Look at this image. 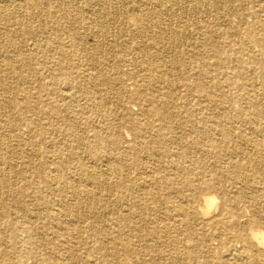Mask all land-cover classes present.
Listing matches in <instances>:
<instances>
[{"label":"rangeland","instance_id":"obj_1","mask_svg":"<svg viewBox=\"0 0 264 264\" xmlns=\"http://www.w3.org/2000/svg\"><path fill=\"white\" fill-rule=\"evenodd\" d=\"M27 1H37L38 17L34 24L42 27L44 33L22 36L23 18L28 15L27 9H23L17 19L11 18L6 23L0 21V50L4 49L3 37L11 36L12 41L20 45L21 53H25V57L19 60L12 49L0 51V264H39L40 254L46 249L49 235L38 226L50 213L57 211L61 200L64 203L67 201L65 204L69 209L77 210L75 213L78 218L75 220L66 214V221L70 226L92 223L95 217L104 214L103 209L112 211L122 207L112 203L108 198L110 192L104 186L88 185L92 189L90 200L71 194L64 186L71 181L84 187L86 183L81 172L86 166L94 173H105V165L112 162L113 146L101 144L93 137L94 134L99 132L109 142L125 129V140L130 142L133 136L124 121L138 116V103L130 94L135 86L129 78L123 83L129 92L120 94L121 105H115L110 100L98 103L93 95L84 92L94 85L86 79L75 80L78 84L72 90V98H63L60 90L42 86L53 74L70 71L67 65L60 70L46 71L43 67L48 66V69L52 64L45 63L44 60L63 58L70 63L71 71L79 68L97 71L87 61L90 53L71 47L70 37L66 34L61 36L66 53L62 57L60 50L50 44L49 35L53 34L51 30H46L48 25L44 21L46 14L50 16L56 10L53 2L59 5L63 3L72 6L74 12L83 16V22L95 23L91 26L92 31H97L99 25L104 23L114 33L116 26H124L122 20L116 21L115 13L121 14L124 7L138 11L135 8L143 7L149 0H97L91 7L86 6L88 0ZM210 1L212 0H207V3L206 0H180L174 5L171 1H164L171 8L161 18L164 28H172L170 31L167 29V32L172 35L174 30L182 29L183 26L185 28V34L177 36L179 40L176 37L171 48L163 51L164 57L174 60L180 50L189 54L181 53V57L176 59L186 70L177 72V69L172 76L173 84L168 86L161 83L159 89L171 91L180 100L195 106L196 110L194 109L191 117L196 119L195 128L184 118L177 120L173 126L175 140L163 146L164 151L168 150L165 156L156 157V173H165L171 178L170 183L165 184V189L160 192L163 197L158 205L165 208L184 203V197H180L182 194L185 197L194 194L192 200L196 204L202 203L203 196L214 197V204L205 220L225 214L222 211L223 204L231 206V213L239 216L242 223L222 228V236L219 231L206 224L203 234H195L198 238L193 249L197 252L196 261L199 264H245L223 255L226 244L223 241L233 240L239 247L241 243L238 237L245 230L252 228L264 231V224L251 220L260 206L254 208L248 202L250 192L258 193L249 189V186L264 184V147L255 155L261 168L258 164L254 165L255 162L248 161L244 169H236L232 164L250 158L253 150L240 137L230 139L229 136L231 132L254 136L258 123H264V114L256 113V107L264 111V0H222L223 3L218 0L215 7L209 5ZM12 2L14 5L22 3L21 0ZM104 5L112 11L107 19L100 17V9ZM9 8L5 0H0L1 11L6 12ZM111 37L112 35L102 46L99 45V51L95 55L99 59L111 58V49L122 48L123 52L126 50L123 38ZM86 40V45L91 49L97 45L95 36H88ZM191 51L198 52L199 55L194 56ZM29 56L32 57L31 60L27 58ZM4 59H9L14 66H18L17 74L2 70ZM195 61L199 67L192 69L190 65ZM144 66L140 61L139 67ZM161 66L164 71L169 65L164 62ZM127 67L122 66V70ZM4 81L15 84L5 93L1 92V83ZM108 88V93L114 92L113 88ZM13 99L20 106L25 104L27 107H22L23 117L20 120L8 125L6 117L15 115V110L11 107ZM125 105L130 114L121 113ZM51 109H55L57 114L51 115ZM70 123L76 127L70 130ZM189 137L196 138V145L188 144ZM208 137L219 140V145H212ZM65 143L72 144L77 154L68 155L67 151L61 150L65 161L59 162L52 151ZM204 148L208 150V155L199 157ZM236 149L243 150L244 156L235 152ZM90 150H93L92 153ZM148 152L149 150L143 149L144 154ZM180 153L184 155L179 157ZM187 170L189 174L182 178L179 174ZM183 179H187L188 183L181 189L184 186ZM192 227L194 228L193 224ZM169 235L178 238L183 236L175 232H170ZM208 256L210 260L207 259L206 262ZM160 261L162 264V260ZM186 262L184 264H196ZM79 263L81 264L74 262ZM255 263L264 264V256L257 258ZM151 264H157V261H152Z\"/></svg>","mask_w":264,"mask_h":264},{"label":"bare ground","instance_id":"obj_2","mask_svg":"<svg viewBox=\"0 0 264 264\" xmlns=\"http://www.w3.org/2000/svg\"><path fill=\"white\" fill-rule=\"evenodd\" d=\"M21 1V4L14 5L12 0H5L10 8L6 10L7 13L5 10H0V21L10 22L11 18L17 19L21 16L22 10L27 9L28 15L23 18L22 36L44 33L45 30L42 27L34 24L38 17L37 1ZM95 1L97 0H88L86 6L91 7ZM164 1H171L174 5L178 4L180 0H149L146 1L143 7L135 8L138 11H131L134 9L124 7L121 14H114L117 22L120 20H122V23L124 22V26H116L114 33L108 30L104 23L99 25L97 31H92L91 26L95 23L83 22V16H80L78 12H74L73 7H69L67 4L62 3L59 5L53 2L56 10L50 16L45 15L47 18L44 22L48 25L46 30H51L53 34L49 35V42L54 48L56 47V50H60L62 57L66 53L64 52L61 36L66 34L70 37L71 47L86 50L90 53L87 61L93 67H96L97 71H89L86 68L71 71L70 63L63 58L51 61L44 60L45 63L52 64L48 69V66L43 67L46 71L60 70L65 65L70 67V71L53 74L50 80L43 82L42 86L52 90H60L63 98H72L74 96L72 90L76 88L75 84H78V81L75 82V80L86 79L93 82L94 85L84 92L93 95L98 99V103L110 100L115 105H121L120 94L129 92L123 83L125 79L129 78L133 80L132 83L135 86V90L130 94L134 101L138 103L136 113L138 116L127 122L124 121L133 136V140L130 142L125 140V129L119 133L117 138L115 137L109 142H106L107 139L102 138L99 132L94 134L93 137L101 144L108 143L110 147L113 146L111 152V154L113 153L112 162L105 165L107 167L105 173H94L86 166L81 172L86 183L84 187L71 181L64 186L71 194L82 196L86 200H90L92 195V189L89 186H104L110 192L108 198L111 199L112 203L122 207L112 211L103 209L104 214L95 217L92 223L70 226L66 221V214L68 213L67 216L70 215V219L75 220L78 218L75 213L77 210L75 208L69 209L65 204L67 201L64 203L61 200L59 208L56 209L57 211L50 213L38 226L39 229L49 235L46 249L40 254L39 264H74V262H81V264H151L155 260L157 264H161L160 260H162V264H184L187 263L186 261L199 264L196 261L197 252L193 249L198 238L195 234H203L202 231L207 224L211 225L212 229L219 231V235L222 236L224 234L221 231L222 228L242 223L239 216L231 213L232 208L228 204H223L222 207V211L226 212L225 214L221 213L205 220L214 204V197L203 196L202 203L196 204L192 200L195 197L194 194L190 197H185L182 194L180 197H184V203H177L165 208L158 205L161 197H163L160 192L165 189V184L170 183L171 178L165 173H156V157L162 158L165 156L168 150L164 151L163 146L175 140L176 135L173 133V126L177 120L184 118L186 122L190 123V126L195 128L194 121L196 119V117H191L196 108L195 106L189 105L187 101L180 100L171 91H161L159 89L161 83L168 86L173 84L172 76L176 74L177 69V72L186 70L184 65L176 62V59L181 57L182 54H189L180 50L174 60H168L164 57L163 51L171 48L177 36L182 37L185 34L183 25L182 29L171 31L172 35L167 32V29L170 31L172 28H164L162 25V16H166L171 11V8ZM216 1L218 2V0L210 1L209 5L215 7ZM221 3H223L222 0ZM192 8L196 7L192 6ZM100 11L102 14L100 17L103 19H107V16L112 14V11L105 5L102 6ZM9 34L13 33L9 32ZM111 35L115 38H123L126 50L123 52L122 48H114L110 50L111 58L106 59L103 57L99 59L95 56L99 51V45L102 46L105 41L109 40ZM88 36L96 37L97 45H95V48L92 47L91 49V47H88L89 45H86ZM178 37L177 41L179 40ZM3 40L4 49L2 50L12 49L19 60L25 57V53H21L20 45L13 42L11 36L3 37ZM122 45L124 46L123 43ZM191 53L194 56L199 55L198 52L191 51ZM4 58L7 59L6 56ZM27 58L32 59L30 56ZM163 58L166 60H163ZM5 59L1 66L2 70L4 72L14 71L17 74L18 66H14L12 61L9 59L5 61ZM109 60H111V63ZM140 61L145 65L143 68L139 67ZM164 62H168L169 66L163 71L161 65ZM125 65L128 66L127 69L122 70V66ZM190 66L192 69L199 67L197 61ZM14 85L10 82H2L1 92L12 88ZM108 87L113 88L114 92L108 93L106 91L109 89ZM23 105L20 106L16 99L12 100L11 107L15 110V115L7 116L5 119L6 124L9 125L23 117V108L27 107V105ZM256 108L258 109L257 114H264L262 108ZM54 110L51 109V115L57 114ZM121 113L130 114L131 112L125 105L121 109ZM74 127H76L75 124L70 123L69 129L71 130ZM256 129L257 132L254 136L230 133V139L240 137L253 150V155L250 158L234 162L232 164L233 168L244 169L245 163L248 161L255 162L254 165H260L259 159L257 160L255 155L264 147V123H258ZM207 139L214 146L220 143L219 140L213 137ZM195 141V137L188 138V144L190 145H196ZM143 149H147L149 152L144 154ZM61 150L67 151L68 155L77 154L76 148L72 144L65 143L64 146L54 148V151H52L55 159L59 162L65 161L61 156ZM201 150L202 153H199V157H206L208 150L205 148ZM92 151L90 150V153ZM242 151L236 149L235 152L244 156ZM183 155V153H180L179 157ZM259 167L261 168V166ZM174 169H176V165ZM1 173L2 171H0ZM188 174L189 171L187 170L179 175L183 178V175ZM183 180L184 186L181 189L186 187L188 183L187 179ZM97 189L99 190V188ZM249 189L258 193L250 192L248 202L254 208L257 205L260 206L251 220L264 224V200L262 199L264 197V184L260 186L250 185ZM170 232L183 236L179 238L171 237ZM230 236L232 237V234ZM238 238H240L241 243L239 247L236 246L233 240L225 241L224 239L223 243L226 244L224 245L223 255L228 259L231 257L233 260H239L245 264H256L257 258L264 256V231L247 229ZM245 250L251 253H247ZM207 259L209 261L210 257L208 256L205 259L206 262Z\"/></svg>","mask_w":264,"mask_h":264}]
</instances>
